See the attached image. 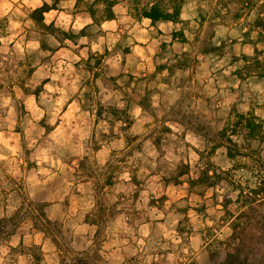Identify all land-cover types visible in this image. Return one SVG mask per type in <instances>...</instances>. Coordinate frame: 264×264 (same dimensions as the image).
Instances as JSON below:
<instances>
[{
	"label": "clouds",
	"instance_id": "clouds-1",
	"mask_svg": "<svg viewBox=\"0 0 264 264\" xmlns=\"http://www.w3.org/2000/svg\"><path fill=\"white\" fill-rule=\"evenodd\" d=\"M257 21L264 0H0V264H264ZM113 169L138 199L99 191Z\"/></svg>",
	"mask_w": 264,
	"mask_h": 264
},
{
	"label": "rangeland",
	"instance_id": "rangeland-1",
	"mask_svg": "<svg viewBox=\"0 0 264 264\" xmlns=\"http://www.w3.org/2000/svg\"><path fill=\"white\" fill-rule=\"evenodd\" d=\"M6 19V17H5ZM257 27L259 28H264V21H257ZM176 35H182V34H176ZM247 35V34H246ZM260 39L264 40V32L261 33L260 35ZM162 48L167 47L166 45H161ZM126 51H128L126 49ZM239 51V50H237ZM97 64H99V62H97ZM161 69L158 68L157 71H160ZM97 75L99 76V72H97ZM132 79H134V77H132ZM115 111V110H113ZM131 127V126H130ZM129 127V128H130ZM18 130V129H17ZM127 131V129L125 130ZM135 146V145H134ZM125 161L123 159L120 160V165H124ZM76 165H74L75 167ZM79 168L85 169V171H88V166L81 161V163L78 165ZM195 179V178H194ZM133 183L135 184V186L138 188L140 187V181L137 180L135 177L133 179ZM100 187H99V191L100 192H107L108 190L115 192L117 190L121 191V196L124 195V193H128V195H130L133 198V201L139 198V193L135 190V188H133V186L131 184L129 185H124V184H117V180H116V171L115 169L113 170H109L106 174V179H102L99 181ZM107 185V189H105L103 187V185ZM58 195V193L56 194ZM56 195H50L49 196V200L54 201L56 199ZM201 198H204V193L203 191L200 192ZM209 196H212V199L214 200L215 197L212 195V193H209ZM170 197H164L162 199H167ZM131 202V201H130ZM155 202V201H153ZM204 207H207L206 205ZM116 209V203L112 202L109 198L108 201H105L101 206H100V213L101 215L99 217H89L87 215L84 216L85 222L91 221L92 223L97 222L98 219H107L108 216ZM77 210V202L75 199L70 201V216L69 218H71V214H74ZM49 214L52 216H56V215H61L63 216V212L61 210H58L57 208H50L49 209ZM196 217H192V221L193 223H195L196 221ZM65 227H67V224L64 225ZM48 227L51 229L54 227V225L52 224L51 221L48 222ZM232 249L230 248L228 251H231ZM209 258H212L215 260V264H220L221 261L225 258V249L224 248H211L207 251H205L201 257H198V261L199 264H206L207 260Z\"/></svg>",
	"mask_w": 264,
	"mask_h": 264
},
{
	"label": "trees",
	"instance_id": "trees-1",
	"mask_svg": "<svg viewBox=\"0 0 264 264\" xmlns=\"http://www.w3.org/2000/svg\"><path fill=\"white\" fill-rule=\"evenodd\" d=\"M130 126H131V124L129 123V127H130ZM125 130H126V129H125ZM241 223H243V221H242ZM234 255H235V253H234L233 250L228 251V252H227V255L225 254V258L221 261L220 264H228V260H229L230 258H233Z\"/></svg>",
	"mask_w": 264,
	"mask_h": 264
}]
</instances>
